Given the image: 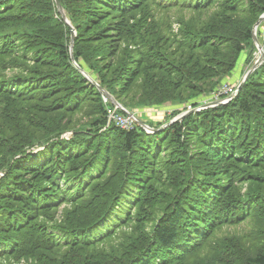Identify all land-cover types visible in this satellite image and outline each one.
Wrapping results in <instances>:
<instances>
[{"label": "trees", "instance_id": "obj_1", "mask_svg": "<svg viewBox=\"0 0 264 264\" xmlns=\"http://www.w3.org/2000/svg\"><path fill=\"white\" fill-rule=\"evenodd\" d=\"M58 1L74 60L55 0H0V264H264V59L155 133L91 82L158 129L245 75L264 0Z\"/></svg>", "mask_w": 264, "mask_h": 264}, {"label": "rangeland", "instance_id": "obj_2", "mask_svg": "<svg viewBox=\"0 0 264 264\" xmlns=\"http://www.w3.org/2000/svg\"><path fill=\"white\" fill-rule=\"evenodd\" d=\"M183 15H185L186 17H189L190 15V12H186L184 13ZM261 17V16H260ZM259 20V19H258ZM257 23V22H256ZM255 23V24H256ZM255 26V25H254ZM253 26V27H254ZM264 30V20L256 27V30H254V33H253V29H252V34H254L255 38H256V41L259 43L258 41V34L260 32H263ZM253 36V35H252ZM76 37V35H75ZM75 39V38H74ZM71 40V39H70ZM255 44V42H254ZM260 44V43H259ZM261 46V45H260ZM255 47H256V53L253 54V60L252 62L246 67L244 66V71H246V73L251 69V67H253L254 65L257 64L259 58H260V53L258 51V48L255 44ZM244 59H245V53H243L234 69V71L232 72V75L231 76H234V80L233 82L230 83L229 87L228 88H231L232 90L236 89L238 87V85H240V83L242 82L244 76L239 79V75H240V68L242 69L243 66L241 67V65H243V62H244ZM263 63V62H262ZM262 63L258 66V68L262 65ZM252 65V66H251ZM257 69V68H256ZM255 69V70H256ZM254 70V71H255ZM253 71V72H254ZM252 72V73H253ZM245 73V74H246ZM233 78V77H232ZM95 82V80H94ZM96 83V82H95ZM97 84V83H96ZM98 85V84H97ZM99 86V85H98ZM228 88H224L222 90V94H224L226 91H228ZM104 91H106L104 89ZM107 92V91H106ZM104 96V95H103ZM227 96H230V93H227ZM105 100L107 101L108 99L104 96ZM224 98H222L221 94H220V89H218L216 92H213V93H210L207 97H205L201 103H200V106H197V107H193L189 104H187L186 106H182L180 108H183L185 107V111H183L181 114L177 115L176 117L172 118L170 121L174 120L175 118H177L178 116L180 117L181 115L185 114L186 112H191V111H194V110H198L200 109L202 106H205L211 102H215V101H222ZM115 100V99H114ZM116 101V100H115ZM110 102V100H109ZM117 102V101H116ZM118 103V102H117ZM121 108H117L115 105H114V109L115 111L117 110H121L124 112V116L125 118H129L130 120H132V118H134V120L136 121V124H138V122H142V124L146 125L147 127H149L150 129H154L152 128V125L155 124L156 122H161L163 120L166 119L167 116L171 115L173 109H175L173 106H171L170 104H167L166 106H161V107H158V108H150V109H147V108H141V109H138V108H135V110H129L127 108H124L122 105H120ZM111 110V111H113ZM169 121V122H170ZM168 122V123H169ZM167 123V124H168ZM165 124V125H167ZM163 125V126H165ZM145 130V129H144ZM158 130V129H157ZM147 133H149L147 130H145ZM159 132V131H158ZM226 232H224L225 234ZM3 264H6V262H3ZM22 264V263H21Z\"/></svg>", "mask_w": 264, "mask_h": 264}, {"label": "water", "instance_id": "obj_3", "mask_svg": "<svg viewBox=\"0 0 264 264\" xmlns=\"http://www.w3.org/2000/svg\"><path fill=\"white\" fill-rule=\"evenodd\" d=\"M55 3H56V7H57L58 12H59V14L61 15V18L64 20V22H65V23L69 26V28H70V31H71V40H70V45H69V52H70V55H71L72 60H74V59H73V56H72V55H73L72 53H73V43H74V38H75V35H76V31H75V29L71 26L69 20L67 19L65 12H64L63 8H62L61 5H60V2H59L58 0H55ZM263 20H264V14L259 18V20H258L257 23L255 24V26L253 27V33H254V30H256V27H257V26H258ZM252 35H253V41L255 42V44H256V46H257V48H258V51H259V53H260V58H259L257 64L254 65L253 67H251V69L245 74V76H244L242 82L240 83V85H239V86L237 87V89H236V93H235L234 95L230 96L229 101L232 100V99L236 96V94L240 91L242 85L245 83V81L248 79V77H249V76L252 74V72H253L256 68H258V66L263 62V59H264V52H263V49H262V47L260 46V44L256 41V38H255L254 34H252ZM80 71H81V73H82L84 76H86L88 79H90V78L87 76V74H86L83 70L80 69ZM90 80H91V79H90ZM91 82H92V83L98 88V90L102 93V95H104L108 100H110V102H111L113 105H115L117 108H121V107H120V104L117 103V102L114 100V98H113L110 94H108L106 91H104V89H102L100 86H98L94 81L91 80ZM225 103H226V102H223V101H215V102H211V103H209V104H207V105H205V106H202V107H201L200 109H198V110H194V111H191V112H186L185 114L181 115L180 117L178 116V117L175 118L174 120L170 121L167 125L158 128V130H157V129H150V128L147 127L146 125L142 124V122H138V125L141 126L143 129L147 130L149 133H155V132H158V131H162L163 129H165L166 127H168V126H170V125H172V124H174V123H177V122L182 121V119H183L187 114H189V113L196 112V111H200V110L207 109V108H210V107H215V106H218V105H221V104H225Z\"/></svg>", "mask_w": 264, "mask_h": 264}, {"label": "built area", "instance_id": "obj_4", "mask_svg": "<svg viewBox=\"0 0 264 264\" xmlns=\"http://www.w3.org/2000/svg\"><path fill=\"white\" fill-rule=\"evenodd\" d=\"M224 88H228V87H224ZM224 88L220 89L221 96H227V93H230V96H232L236 93V89L232 90L231 88H228V91H226L224 94H222V90ZM230 96L225 97L222 101L228 102ZM110 122H114L115 124H117L118 127H120L121 129H124V130L132 129L136 123L134 118H132V120H130L129 118H125V116H123V115H117L115 113V110L109 111L108 123H110Z\"/></svg>", "mask_w": 264, "mask_h": 264}]
</instances>
